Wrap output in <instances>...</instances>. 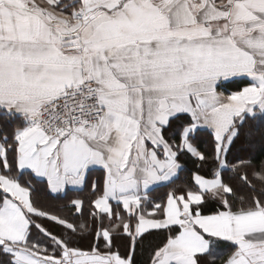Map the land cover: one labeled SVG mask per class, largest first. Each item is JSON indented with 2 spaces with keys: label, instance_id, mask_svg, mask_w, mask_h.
Masks as SVG:
<instances>
[{
  "label": "snow or ice",
  "instance_id": "1",
  "mask_svg": "<svg viewBox=\"0 0 264 264\" xmlns=\"http://www.w3.org/2000/svg\"><path fill=\"white\" fill-rule=\"evenodd\" d=\"M254 130L264 0H0V264H264V159H228ZM84 187L79 224L41 206Z\"/></svg>",
  "mask_w": 264,
  "mask_h": 264
},
{
  "label": "trees",
  "instance_id": "2",
  "mask_svg": "<svg viewBox=\"0 0 264 264\" xmlns=\"http://www.w3.org/2000/svg\"><path fill=\"white\" fill-rule=\"evenodd\" d=\"M243 85H240L242 87ZM235 90L234 87L230 86L229 91ZM250 126L245 127V132H248ZM264 131V130H261ZM261 131H253L251 136H245L243 139V142L237 141L235 146L232 148L231 152L228 155L229 161L235 163L236 158H254V162H258L260 159H264V153H261L260 151V146L261 143L264 142V137L261 135ZM198 144L201 148H206L210 146V135H209V130L208 129H201V133L198 137ZM181 163L183 165V171L180 172L179 174V179L175 181L176 185H183L185 184L189 178L190 175L193 171H196V166L193 163V159L188 157V156H183L181 158ZM211 171V168L208 167L202 171L201 174H207L208 172ZM223 176L225 179L233 178L234 173L231 171V169H225L222 172ZM101 175L100 170L94 171L91 176V179H98ZM171 187V185L169 186ZM168 191V188L165 187H160L158 188L157 192L153 193V196H162ZM89 195V190L87 187H84L83 190H68L66 194H59V195H47V196H42L41 200V206L47 208L48 210L55 212L61 216H67L68 219L71 222L79 224L80 222H83L84 220L87 219V211L85 210V213L83 216L80 214H75L73 213L72 215L68 214V208L65 207L68 205L69 201L73 198H76L77 196L81 198H85ZM56 196H59L61 198H54ZM209 207H212L210 204ZM46 227H49L51 231H53L54 234L57 235H63L65 233V230L63 229L62 226L55 225L54 222L50 221H43ZM40 240L43 241L45 246H48V241L47 238H44L41 234L40 237H38ZM151 239V238H149ZM91 242V237L86 236L85 238H81L79 235H76L74 237V244L76 246L82 247L85 250H87L89 244ZM119 243V242H118ZM230 252V249L223 248L220 251V256L221 257H226L227 254ZM147 259V241L145 242V248L143 252H141L138 249V255H137V264H145V261Z\"/></svg>",
  "mask_w": 264,
  "mask_h": 264
},
{
  "label": "crops",
  "instance_id": "3",
  "mask_svg": "<svg viewBox=\"0 0 264 264\" xmlns=\"http://www.w3.org/2000/svg\"><path fill=\"white\" fill-rule=\"evenodd\" d=\"M206 129V128H205ZM67 192V191H66ZM59 194H65V193H59ZM59 194H54V195H59Z\"/></svg>",
  "mask_w": 264,
  "mask_h": 264
}]
</instances>
